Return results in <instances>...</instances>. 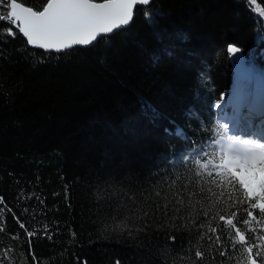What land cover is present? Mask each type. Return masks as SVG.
I'll return each mask as SVG.
<instances>
[{
	"label": "trees",
	"instance_id": "trees-1",
	"mask_svg": "<svg viewBox=\"0 0 264 264\" xmlns=\"http://www.w3.org/2000/svg\"><path fill=\"white\" fill-rule=\"evenodd\" d=\"M0 28L17 33L0 36V264H193L196 228L158 210L175 193L194 205L185 222L208 209L237 212L239 225L238 193L207 185L217 196L189 197L183 186L198 191L205 178L178 162L210 151L220 116L248 112L264 89V0H152L126 30L70 54L27 45L5 19ZM229 45L251 79L233 81ZM241 230L264 236V220ZM255 243L262 264L264 239Z\"/></svg>",
	"mask_w": 264,
	"mask_h": 264
},
{
	"label": "snow or ice",
	"instance_id": "snow-or-ice-1",
	"mask_svg": "<svg viewBox=\"0 0 264 264\" xmlns=\"http://www.w3.org/2000/svg\"><path fill=\"white\" fill-rule=\"evenodd\" d=\"M151 2L152 0H102V2L47 0L41 10H34L33 7L25 6L17 0H7L9 11L6 16H0V19H7L17 27L19 34L26 38L27 45L43 49L45 52L70 54L69 50H73L75 46H96L93 42L99 44L110 34H119L117 30H126L127 26L133 22L136 6L149 5ZM138 11H143L146 17L150 16V9ZM3 35L15 38L17 33L11 28H0V36ZM228 52L235 55L240 52V49L229 45ZM214 107L220 108L221 105L216 103ZM245 119L247 120V136L229 135L230 129L220 124L213 138V144L209 146L210 151L199 149L193 153L182 154L178 162L186 167L190 160L197 165L195 174L205 178V187H199V180L195 182L198 191L193 192L187 185L183 186L184 192L189 197L200 196L203 199L205 192L209 194V198L217 196L212 187L207 185L229 188L230 199L238 193L234 203L247 205L242 209L243 215L239 225L234 222L237 212H232L230 217L221 215L219 212L209 217L208 209L202 213H195L185 222L186 207H194V205L190 200L185 201L184 195L180 193L173 194L172 200H169L166 195L163 198L165 202L158 206V210L166 219L181 221L175 227L196 228L198 239L193 264H230L241 254L243 259L236 264H244L245 260L248 264H258L257 259L252 256L253 248L258 247L255 243L256 239H264V236L254 235L249 238L241 229L249 225L251 221L259 223L264 220V129L252 130L251 115ZM176 134L184 136L180 129H177ZM156 195L159 196L160 193L157 192ZM219 196H223V192ZM253 210L258 211L254 214ZM201 215L204 217L203 220H199ZM216 217L225 224L212 226L211 220ZM244 231L248 229L245 228ZM222 236L223 240L229 242L230 247L224 245ZM170 239L174 241L175 237ZM202 241L205 243L201 244ZM237 245H243V247H237ZM260 255L257 251L256 257ZM217 256L226 259L217 261ZM181 259L183 260L184 257L181 256Z\"/></svg>",
	"mask_w": 264,
	"mask_h": 264
},
{
	"label": "rangeland",
	"instance_id": "rangeland-1",
	"mask_svg": "<svg viewBox=\"0 0 264 264\" xmlns=\"http://www.w3.org/2000/svg\"><path fill=\"white\" fill-rule=\"evenodd\" d=\"M232 67H233L232 68L233 69V81H237L239 79L242 80V79H251L252 78V71L247 66L246 63L243 64V65H238V64H235L234 63ZM255 79L257 80L256 83L257 84H260V80L258 78H255ZM257 98L261 102V109H262V111L264 113V91L261 94H258L257 95ZM216 110H219V108H216ZM260 113H261L260 110L255 111L254 118H256V115H259ZM235 117H236V113H233L232 114L231 112H228L225 115H221L219 119H220V121H221L222 124L226 125L230 129L229 135L235 134L238 137H245V136H247L248 135V132H243L244 128L242 130H240V129H237L235 127H232V123L230 124V122ZM241 122H244V121L241 119ZM230 125H231L232 128H230ZM258 131H260V130L258 129Z\"/></svg>",
	"mask_w": 264,
	"mask_h": 264
},
{
	"label": "water",
	"instance_id": "water-1",
	"mask_svg": "<svg viewBox=\"0 0 264 264\" xmlns=\"http://www.w3.org/2000/svg\"><path fill=\"white\" fill-rule=\"evenodd\" d=\"M18 2V1H17ZM96 2V1H95ZM100 2H102V1H100ZM26 6V5H25ZM139 6H146V5H137L136 7H139ZM135 11V10H134ZM134 16V15H133ZM7 22H9L7 19H5ZM10 23V22H9ZM11 24V23H10ZM12 26L14 27V28H16L17 30H18V28L17 27H15L13 24H12ZM129 26V25H128ZM127 26V27H128ZM19 31V30H18ZM118 31H120V30H117V32ZM113 34H115V33H113ZM113 34H110L109 36H111V35H113ZM22 35V34H21ZM108 36V37H109ZM26 39V38H25ZM99 39V38H98ZM93 44H96V42H93ZM90 46H93V45H87V46H75V48H78V47H90ZM232 46H235V45H232ZM236 47V46H235ZM238 48V47H237ZM240 49V48H239ZM41 50H43V49H41ZM53 53H56V52H53ZM230 54V53H229ZM230 57L232 58V60H233V62L234 63H236V64H238V65H243V64H245L246 63V61H247V59H246V56L244 55V53L241 51V49H240V52L239 53H237V54H235V55H232V54H230Z\"/></svg>",
	"mask_w": 264,
	"mask_h": 264
},
{
	"label": "bare ground",
	"instance_id": "bare-ground-1",
	"mask_svg": "<svg viewBox=\"0 0 264 264\" xmlns=\"http://www.w3.org/2000/svg\"><path fill=\"white\" fill-rule=\"evenodd\" d=\"M257 103H258V102H257ZM256 110H260V112H262V109H261V108H258V109H256ZM235 125L241 126L240 122H236ZM232 127H233V123H232ZM243 127H244L243 132H247V126H243ZM245 129H246V130H245ZM240 130H242V129H240Z\"/></svg>",
	"mask_w": 264,
	"mask_h": 264
}]
</instances>
